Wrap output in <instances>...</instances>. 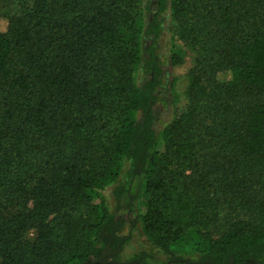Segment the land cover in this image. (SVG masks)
<instances>
[{
  "label": "trees",
  "instance_id": "1",
  "mask_svg": "<svg viewBox=\"0 0 264 264\" xmlns=\"http://www.w3.org/2000/svg\"><path fill=\"white\" fill-rule=\"evenodd\" d=\"M15 1L0 30V264H122L138 221L165 264H264V0ZM165 26L195 66L162 60ZM222 214L235 217L215 236Z\"/></svg>",
  "mask_w": 264,
  "mask_h": 264
},
{
  "label": "rangeland",
  "instance_id": "2",
  "mask_svg": "<svg viewBox=\"0 0 264 264\" xmlns=\"http://www.w3.org/2000/svg\"><path fill=\"white\" fill-rule=\"evenodd\" d=\"M146 1V0H145ZM18 4L15 0H0V30L6 29L7 22L3 15L16 13L18 10ZM148 15L143 11L136 16V26L138 30L143 29L144 25L148 21ZM171 20L170 17L167 18ZM156 45L158 47L157 52L161 55L162 60L165 61L170 51L179 53L185 61L187 68L193 67L196 64L198 57V51L192 46L188 45L185 41L179 38V36L173 34L168 27L165 26L162 34L158 38ZM218 80H226L228 75L225 71L217 72ZM185 86L180 87V92L184 93ZM159 106L162 111V117L158 121V129L161 128L168 120L171 119V114L167 113L166 101L163 95L159 97ZM162 149V147H161ZM104 197L110 207L115 206V199L111 192V189L105 191ZM146 195L144 192L140 193L138 201V209L140 214H144L146 211ZM235 217L231 215H220L216 218V222L212 225L211 230L215 236L220 235L225 229L228 222L232 221ZM124 234H130L131 240L124 247L123 252L120 255L122 264H165L168 261V256L158 247L154 246L148 241L142 231V224L140 221L136 223L134 227L127 225L124 230ZM29 237L34 236V231L31 230L28 233Z\"/></svg>",
  "mask_w": 264,
  "mask_h": 264
}]
</instances>
